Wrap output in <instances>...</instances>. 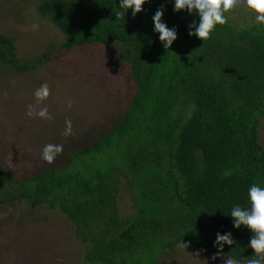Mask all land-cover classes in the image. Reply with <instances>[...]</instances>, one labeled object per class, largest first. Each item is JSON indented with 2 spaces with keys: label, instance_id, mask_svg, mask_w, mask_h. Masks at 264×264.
Instances as JSON below:
<instances>
[{
  "label": "trees",
  "instance_id": "16d2710c",
  "mask_svg": "<svg viewBox=\"0 0 264 264\" xmlns=\"http://www.w3.org/2000/svg\"><path fill=\"white\" fill-rule=\"evenodd\" d=\"M177 26L163 48L151 17ZM124 17L119 0H40L37 12L63 35L60 48L115 42L129 66L134 92L113 126L80 147L64 148L66 163L12 179L0 169V204L24 201L57 209L84 245V264H157L176 247L210 258L217 231L235 243L218 256L240 264L255 258L247 229L232 228L234 204L247 205L250 184L264 185V27L217 25L207 40L187 34L194 18L171 0H148ZM51 60L48 51L22 59L0 31V64L14 74ZM125 184L131 213L119 215ZM217 257V256H216Z\"/></svg>",
  "mask_w": 264,
  "mask_h": 264
},
{
  "label": "rangeland",
  "instance_id": "374dc122",
  "mask_svg": "<svg viewBox=\"0 0 264 264\" xmlns=\"http://www.w3.org/2000/svg\"><path fill=\"white\" fill-rule=\"evenodd\" d=\"M39 1L0 0V31L13 37L17 55L22 59L46 51L51 55L50 61L22 74L0 64V169L12 179L66 163L64 148L88 144L109 130L127 109L135 89L128 64L118 59L117 43L63 51V35L37 12ZM225 15L237 26L256 24L243 8ZM43 83L48 84L50 95L37 106L33 93ZM29 104L37 110L46 106L51 118L27 116ZM65 121H71L68 135L64 134ZM258 137L264 147L263 118ZM48 143L63 145L52 163L41 158ZM117 206L121 217L131 213L124 183L119 186ZM83 251L73 227L57 209L24 201L0 204V264H84ZM227 259L178 246L164 253L157 264H223Z\"/></svg>",
  "mask_w": 264,
  "mask_h": 264
},
{
  "label": "clouds",
  "instance_id": "9594fccd",
  "mask_svg": "<svg viewBox=\"0 0 264 264\" xmlns=\"http://www.w3.org/2000/svg\"><path fill=\"white\" fill-rule=\"evenodd\" d=\"M148 0H119V8L123 11L115 13L117 19L124 17L128 9H131V15L135 17L136 13L143 10ZM173 12L186 11L193 15V19L186 25L187 34L195 36L199 40H207L215 31L217 25H224L228 22V16L225 15L230 10L243 8L254 16L257 25L264 26V0H171ZM164 6L160 5L151 17L153 32L158 33L157 39L162 43L163 48H170L177 39L178 29L173 25L168 27L162 20ZM36 105H40L50 95L47 83H43L34 90ZM70 106V105H69ZM26 115H33L50 119V114L46 106L39 107L38 110L33 104L28 105ZM71 133V121H65V135ZM63 150V145L48 143L41 150V158L47 163H52L55 157ZM247 205L234 204L230 210L232 228L247 229L250 233L247 247L253 251L255 258L247 260V264H264V185L252 183L246 191ZM231 231L223 233L217 231L213 246L217 252L213 254V259L220 255L225 245L231 247L235 243ZM223 264H240V260L229 258Z\"/></svg>",
  "mask_w": 264,
  "mask_h": 264
}]
</instances>
